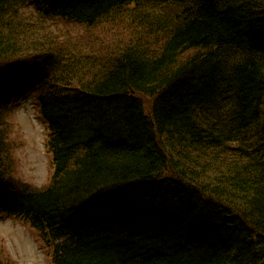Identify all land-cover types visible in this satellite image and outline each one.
<instances>
[{
	"label": "trees",
	"instance_id": "1",
	"mask_svg": "<svg viewBox=\"0 0 264 264\" xmlns=\"http://www.w3.org/2000/svg\"><path fill=\"white\" fill-rule=\"evenodd\" d=\"M26 3L136 30L101 53L50 44ZM0 64V215L52 264H264V0H0ZM27 94L49 132L41 189L5 167Z\"/></svg>",
	"mask_w": 264,
	"mask_h": 264
},
{
	"label": "rangeland",
	"instance_id": "2",
	"mask_svg": "<svg viewBox=\"0 0 264 264\" xmlns=\"http://www.w3.org/2000/svg\"><path fill=\"white\" fill-rule=\"evenodd\" d=\"M19 12L25 19L34 21L33 24L28 23L29 28L48 29L52 37L50 44L54 43L53 40L64 45L75 42L92 53L110 51L117 45L127 43L132 38L131 33L136 30L130 21H126L128 18H115L114 23L88 29L59 19L42 21V18H36V11L30 3L21 6ZM40 20L46 26H41ZM137 97L142 100L145 112L149 111L150 98L143 95ZM5 128L7 173L19 183L35 189L43 188L50 174L47 132L31 96L27 94L19 97L16 107L7 117ZM47 248L24 221L0 216V264H50L51 249Z\"/></svg>",
	"mask_w": 264,
	"mask_h": 264
},
{
	"label": "bare ground",
	"instance_id": "3",
	"mask_svg": "<svg viewBox=\"0 0 264 264\" xmlns=\"http://www.w3.org/2000/svg\"><path fill=\"white\" fill-rule=\"evenodd\" d=\"M165 14H166V13H165ZM73 44H75V42H73ZM73 44H72V45H73Z\"/></svg>",
	"mask_w": 264,
	"mask_h": 264
}]
</instances>
